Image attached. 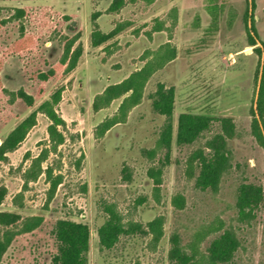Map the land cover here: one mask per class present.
<instances>
[{
    "label": "rangeland",
    "instance_id": "obj_1",
    "mask_svg": "<svg viewBox=\"0 0 264 264\" xmlns=\"http://www.w3.org/2000/svg\"><path fill=\"white\" fill-rule=\"evenodd\" d=\"M111 2L0 0V21L6 20L0 25L2 86L34 98L31 106L22 99L10 102L0 90V143L57 88H63L56 109L64 120L59 127L64 141L53 148L50 122L38 113L20 145L0 160V188L6 190L0 210L43 218L34 231L12 242L1 264H51L59 219L87 226V264H172L171 235L178 233L186 244L208 226L220 227L199 249L221 256L217 264H264V144L250 125L262 65L264 0H124L117 11L109 9ZM17 7L25 9L24 17L10 19ZM71 20L82 45L77 65L42 83L38 71L59 62ZM19 23L33 40L21 54L8 50L19 37ZM115 28L121 30L91 45L95 29ZM250 39L257 43L250 45ZM166 44L175 48V57L148 78L140 102L98 135L97 126L118 113L123 98L104 103L99 96ZM40 84L44 90L38 96ZM169 89L172 113L167 116L155 104ZM181 114L208 118V128L190 143H179ZM222 127L228 133L215 148L223 165L216 186L204 187L195 154H213L207 144ZM41 154L47 157L31 179L28 170ZM53 179L59 180L55 188ZM176 194L183 197L182 208L173 204ZM106 206L124 223L143 228L162 216V237L154 244L151 233L140 231L121 235L111 248L101 247L98 229Z\"/></svg>",
    "mask_w": 264,
    "mask_h": 264
},
{
    "label": "trees",
    "instance_id": "obj_2",
    "mask_svg": "<svg viewBox=\"0 0 264 264\" xmlns=\"http://www.w3.org/2000/svg\"><path fill=\"white\" fill-rule=\"evenodd\" d=\"M124 0H112L109 9L113 11L119 10L123 6ZM24 8H15L10 19H20L25 15ZM6 20L0 21V25ZM19 37L16 38L9 46L8 50L13 53L21 54L27 52L32 45V37L25 35L22 31L23 23H19ZM256 33L254 26V18L251 17V28ZM121 28H115L109 33H101L94 30L91 35V45L98 46L109 39L114 33L120 31ZM80 32L77 30V22L71 20L67 24V33L64 34L65 39L62 56L57 64L51 65L47 70H39L38 77L42 83L47 82L51 77L57 74V71L68 73L73 70L82 54V45L77 42ZM261 48L258 51L262 54V65L259 76L258 89L255 99L254 110L252 111L251 132L255 139L264 144V41H259ZM255 39H250L249 44L255 45ZM175 57V48L166 44L162 46L155 55L147 60L142 67L133 71L128 77L122 81L109 85L99 99L104 103H108L111 99L121 97L122 101L119 105L118 113L103 120L96 128L98 135H103L112 125L119 122L126 112L133 106L137 105L143 95V89L146 81L154 71L161 68L165 63ZM3 66V60L0 59V70ZM63 88H57L51 93L48 99L42 101L35 110L21 120L1 141L0 143V160L5 159L6 153L16 149L24 140L28 131L35 125L37 114H44L50 124L48 125L49 139L56 148L64 141V136L59 127L64 125V120L57 112L56 106L61 99ZM0 90L9 95V101L14 102L22 99L28 106L33 105L34 98L26 94L22 90L8 91L3 88L0 78ZM43 85L40 84L37 94H43ZM172 96L171 89L165 91L163 97L155 104V108L161 114L170 116L172 113ZM209 119L194 114H181L178 118L177 130L179 135V143H190L195 136L203 129L208 128ZM222 132L208 142L207 147L213 151L207 155L205 151H199L195 155L199 160V182L204 187L214 188L217 184L220 169L223 165L222 157L216 152V142L223 139V134L228 133L227 129L222 127ZM46 154H41L32 161V166L28 170V176L35 179L39 171H41V162L46 159ZM48 168L46 172H48ZM155 183L159 185L158 171L153 173ZM59 183L58 179H53L51 188H55ZM52 191V190H51ZM6 194L4 188H0V204ZM173 204L177 208H182L183 197L176 194L173 197ZM106 218L98 229V240L101 247L111 248L119 240L123 234L142 232L143 234L151 233L153 243L156 244L163 235V217L157 216L143 225L137 222L124 223L122 216L116 209L106 206ZM43 218L41 216H26L10 211L0 210V264L2 257L8 250L12 242L23 234L34 231L41 225ZM220 226H208L193 234L192 239L181 244L178 233L171 235V247L168 251V258L172 264H217L221 261V256L214 251L203 253L199 247L201 242L210 234L219 229ZM53 235L57 241L56 253L51 258V264H87V252L89 249V231L86 225L76 223L70 220L59 219L53 229Z\"/></svg>",
    "mask_w": 264,
    "mask_h": 264
}]
</instances>
